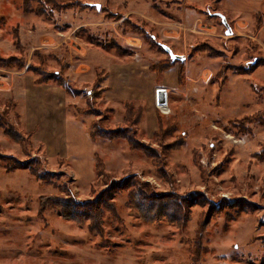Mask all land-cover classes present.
I'll return each instance as SVG.
<instances>
[{
    "label": "rangeland",
    "instance_id": "rangeland-1",
    "mask_svg": "<svg viewBox=\"0 0 264 264\" xmlns=\"http://www.w3.org/2000/svg\"><path fill=\"white\" fill-rule=\"evenodd\" d=\"M204 7L0 0V55H14L0 61V122L24 135L0 127V264H264V47L234 37L235 21L223 14L226 34L216 0ZM205 23L220 34L208 35ZM130 35L139 46H127ZM117 45L128 55L102 48ZM160 61L173 68L150 73ZM41 73L66 78L71 94L53 79L36 84ZM98 77L108 80L95 96ZM159 88L167 90L160 107ZM88 98L95 115L77 117ZM127 102L143 107L141 122L124 120ZM48 112L61 123L59 147L43 139ZM95 119L146 150L102 136L88 152ZM133 190L153 206L138 205ZM47 195L98 203L100 218L41 210Z\"/></svg>",
    "mask_w": 264,
    "mask_h": 264
},
{
    "label": "crops",
    "instance_id": "crops-1",
    "mask_svg": "<svg viewBox=\"0 0 264 264\" xmlns=\"http://www.w3.org/2000/svg\"><path fill=\"white\" fill-rule=\"evenodd\" d=\"M184 1L188 5L189 4L192 6L195 5L196 7L203 9V8H205L204 6H206V4L209 3V1H211V0H184ZM216 3H217V12L225 14L230 20L233 19L235 21L234 29H233L234 31L232 30L234 32V37H239L241 34H244V36L253 38V40L257 41L259 43V44H257V45H259L258 47H264V0H216ZM241 10L243 12H241ZM255 18H259L261 20V22L258 24H255L254 23ZM241 21L246 22L247 25L244 27L243 26L240 27L238 24ZM164 36H165V34H164ZM138 40H139V42H141L140 38L130 35V36H127L125 38V43L127 44V46L133 48V47L139 46V44L137 42ZM154 42L156 43V41H154ZM159 42L157 41V43L155 44L157 47L158 46L161 47V42L160 43ZM102 48L105 50L114 48L117 54L128 55V54H126V51H128V50L125 49L124 47H122L124 49V52H120L118 47H104V46H102ZM129 54H132V52L129 51ZM158 64H163L164 67L161 69L156 68ZM172 68H173V65H171L170 63H167V61H160L158 63H154V64L150 65L148 70L150 73L158 75V74H162L164 72H167V71L171 70ZM107 80L108 79H103L102 77H98L96 82H97V88H99L100 91H97L95 89L96 91L93 92V94H95V96H97V95L100 96L102 94V91L104 92L106 90V89L103 90V87L101 85L104 84V82H106ZM35 82L39 86H43V85L50 83L48 81L40 83V82H38V78L35 80ZM121 82H123L122 78H120L119 80L118 79L116 80L117 85H115V87H116V90L119 92L121 89L120 88ZM59 85L65 87V89L68 91V93L71 94V92L66 88V86H64L62 84H59ZM146 88H147V85H145V83L142 82L137 89L145 91ZM122 93L123 92H121L120 94H122ZM156 94H157V91H156ZM129 95H130V93H129ZM90 98H88V100H87V108L90 105L89 104ZM128 103L133 104L135 107L134 103L127 102L126 105ZM139 108H143V107H139ZM79 109H86V108L78 106L77 107V117L87 116V118H90V116H93V114L95 115V113H92V112H79ZM46 114H48V115H46V119L42 121V129H41L42 132H45V133H43V139L47 144H49L50 142L54 143V141H56L57 146L59 147L60 142H62V136H63L59 130V125H61V123L60 122H56L55 124L51 123L50 119H51V117L54 119V114L50 115L49 112ZM143 116H144V109H143L142 117H141L139 122L142 121ZM98 121H99V119L93 120L92 123L90 124L91 130L90 129L87 130V151L88 152L90 151V147L93 145L91 143L96 142L97 140L102 138V137L94 134L95 125L98 123ZM14 127L21 134H23V132L19 128H17L16 126H14ZM32 135H33V131H30V133H27V136H29L30 138H32ZM68 139L70 140L71 138H68Z\"/></svg>",
    "mask_w": 264,
    "mask_h": 264
},
{
    "label": "trees",
    "instance_id": "trees-1",
    "mask_svg": "<svg viewBox=\"0 0 264 264\" xmlns=\"http://www.w3.org/2000/svg\"><path fill=\"white\" fill-rule=\"evenodd\" d=\"M30 1V0H29ZM28 2V0H24V4H26ZM145 32V31H144ZM118 49L120 52H124V49L122 48V46L117 45ZM14 55H10L8 57H4L2 55H0V61L2 63H7L8 60H10L11 58H13ZM5 65V64H4ZM3 65V66H4ZM9 65H5V68H10L8 67ZM164 65L163 64H158L156 68H163ZM35 73H39L38 71H34ZM44 75V76H43ZM61 75H54V73H41V77H38V82H46L49 81L51 79L57 81L58 83L67 86L68 87V81L66 78H61ZM69 90V89H68ZM79 112H92L95 113L93 111L92 108L88 107L86 109H79ZM142 113L143 110L141 108L139 109H135L134 105L131 103H128L126 105V114H125V121H130L131 123H138L142 117ZM9 126V125H8ZM10 125L9 127H5L4 124H2L0 122V127H5L6 132L9 135L14 136L15 138H20L22 139L24 137L23 134H21L14 126ZM94 134L98 135L100 137H110V138H116V137H122V138H127L129 141V144L132 148H136V149H144L146 150V146L142 143V141H140L139 139H137L134 136H127L124 134V131L122 129H109V130H100V128L97 126V124L95 125V129H94ZM98 161V160H97ZM100 162V161H99ZM99 162H97L99 164ZM97 164V167H98ZM100 165V164H99ZM131 198L132 199H136L139 201L138 205H143L145 207L148 206V209H150L153 205L152 202L153 201L150 195H148V193H146L145 191H141V192H137L136 190H133L131 193ZM48 205H53L55 207H57L60 210V213L69 219H73L76 220L79 223H82L83 220L85 218H87V216L89 218H92L94 220V222L98 221L101 215V209L99 207L98 203H95L93 201H88L85 203H81L79 201H76L75 199H73L72 197H63V196H56V195H47V196H43L41 198V210H44ZM160 210V207H158V209H156V212H158ZM145 212H149L147 211V209H145ZM93 215V216H92ZM92 216V217H90Z\"/></svg>",
    "mask_w": 264,
    "mask_h": 264
},
{
    "label": "water",
    "instance_id": "water-1",
    "mask_svg": "<svg viewBox=\"0 0 264 264\" xmlns=\"http://www.w3.org/2000/svg\"><path fill=\"white\" fill-rule=\"evenodd\" d=\"M221 17H222V22H223L224 26L226 27V34H228V35L232 34V28L229 25L225 15L221 14ZM171 56L173 58H179V59L184 58V57L175 55L173 53H171ZM166 103H167V90H166V88H159L157 90V104L162 105V104H166Z\"/></svg>",
    "mask_w": 264,
    "mask_h": 264
},
{
    "label": "built area",
    "instance_id": "built-area-1",
    "mask_svg": "<svg viewBox=\"0 0 264 264\" xmlns=\"http://www.w3.org/2000/svg\"><path fill=\"white\" fill-rule=\"evenodd\" d=\"M202 27L204 30V32H206L208 35H211V36H216V35H219L220 32H219V28L217 26H214V25H211V24H202ZM81 47L80 46H76V50H79ZM81 54H84L83 52H81Z\"/></svg>",
    "mask_w": 264,
    "mask_h": 264
},
{
    "label": "bare ground",
    "instance_id": "bare-ground-1",
    "mask_svg": "<svg viewBox=\"0 0 264 264\" xmlns=\"http://www.w3.org/2000/svg\"><path fill=\"white\" fill-rule=\"evenodd\" d=\"M162 105H167V104H162ZM162 105H158L159 107L162 106Z\"/></svg>",
    "mask_w": 264,
    "mask_h": 264
}]
</instances>
